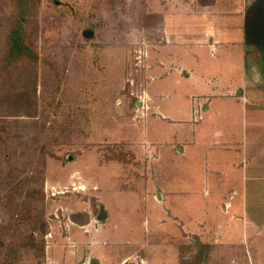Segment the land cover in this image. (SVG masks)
I'll return each mask as SVG.
<instances>
[{
    "label": "rangeland",
    "instance_id": "rangeland-1",
    "mask_svg": "<svg viewBox=\"0 0 264 264\" xmlns=\"http://www.w3.org/2000/svg\"><path fill=\"white\" fill-rule=\"evenodd\" d=\"M10 11L11 0H0V17ZM163 15L159 1L41 0L35 16L36 47L50 64L45 71L54 73L42 88L36 84L42 108L37 112L46 121L53 118V129L40 141L45 154L32 152L27 144L25 158L12 168L18 171L14 188L25 199L22 214L32 216H22V223L13 226L2 223L1 216L0 252L5 253L6 244L17 250L34 229L44 241L41 264H180L179 254L184 255L193 239L210 236L212 232L196 225L205 219L201 207H191L193 195L183 192L190 154L183 145L184 156L175 160L177 149L172 146L173 141L181 143L188 124L177 128L151 116L153 104L168 107L178 95L186 105L182 94L191 92L179 69L190 68L188 48L164 45ZM84 32L92 36L85 38ZM160 47L177 55L176 67L163 50L157 54ZM157 70L167 71V76L155 80ZM193 72L191 79L200 81L203 72ZM143 90L151 100L146 119L139 111ZM111 154L129 163L105 162ZM159 189L178 191L158 201ZM215 203L204 206L214 221ZM99 206L106 215L101 221L96 219ZM237 252L210 247L206 260L196 264H238ZM196 253L184 257L190 260ZM20 257L19 264L37 262L32 252L23 251Z\"/></svg>",
    "mask_w": 264,
    "mask_h": 264
},
{
    "label": "crops",
    "instance_id": "crops-1",
    "mask_svg": "<svg viewBox=\"0 0 264 264\" xmlns=\"http://www.w3.org/2000/svg\"><path fill=\"white\" fill-rule=\"evenodd\" d=\"M156 1L163 8L164 45L188 48L190 68L179 69L191 92L182 94L186 105L174 95L170 106L155 103L152 111L143 90L139 111L146 119L150 110L177 128L188 124L181 143L172 146L175 160L184 156L185 146L190 154L183 192L193 195L190 206H200L205 215L196 225L212 232L199 241L213 249L239 250L234 263L264 264V0H148ZM162 50L176 67L177 55L161 47L157 54ZM155 62L163 67L157 55ZM158 70L155 80L167 76ZM193 71L203 72L200 81L191 79ZM177 191L159 189L157 199ZM214 200L216 221L204 208Z\"/></svg>",
    "mask_w": 264,
    "mask_h": 264
},
{
    "label": "trees",
    "instance_id": "trees-1",
    "mask_svg": "<svg viewBox=\"0 0 264 264\" xmlns=\"http://www.w3.org/2000/svg\"><path fill=\"white\" fill-rule=\"evenodd\" d=\"M40 3L41 0H11L10 15L6 18L0 17V177L3 175L4 179L0 181V218L2 216L1 222L8 226L20 224L23 217L31 219L32 216L30 212H26L25 216L22 214L20 205L24 204L25 199L20 200L19 192L14 188L18 171L12 168H16L20 158H25L28 149L25 147L28 145L31 146L32 152L39 151L40 156L45 154V146L40 144V141L44 136L49 138L53 129L50 123L53 118L46 121L45 115L37 112L42 108L38 103L36 84L40 83L42 88L54 73L52 70L45 71L44 67L50 64L41 59L40 51L36 47L35 16ZM28 109H31L32 113L23 115L28 119H20L23 116L18 112ZM47 137L45 138L48 140ZM104 161L129 163L116 154L107 155ZM29 162L32 165L33 162ZM40 164L44 166V159L40 160ZM92 206L96 208L94 199ZM35 233L34 229L28 231L17 250H14L12 244H6L5 253L0 252V264H19L17 261L23 251L32 252L37 260L36 264H41L44 241ZM190 244L186 246L184 255L182 252L179 254V263L196 264L200 259L206 260L210 247L203 245L198 239H193ZM1 247L2 243L0 249ZM206 248L207 255L204 252ZM196 251L192 259L187 260L184 257L185 254Z\"/></svg>",
    "mask_w": 264,
    "mask_h": 264
},
{
    "label": "water",
    "instance_id": "water-1",
    "mask_svg": "<svg viewBox=\"0 0 264 264\" xmlns=\"http://www.w3.org/2000/svg\"><path fill=\"white\" fill-rule=\"evenodd\" d=\"M83 36L85 37V38H87V37H91L92 35L90 34V32H84L83 33ZM106 218V215H105V212H104V210H103V207L102 206H99L98 207V214H97V216H96V219L98 220V221H101V220H104ZM95 264V263H94Z\"/></svg>",
    "mask_w": 264,
    "mask_h": 264
}]
</instances>
